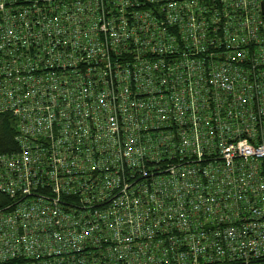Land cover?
Here are the masks:
<instances>
[{"label": "built area", "instance_id": "1", "mask_svg": "<svg viewBox=\"0 0 264 264\" xmlns=\"http://www.w3.org/2000/svg\"><path fill=\"white\" fill-rule=\"evenodd\" d=\"M2 264H264V0H0Z\"/></svg>", "mask_w": 264, "mask_h": 264}, {"label": "trees", "instance_id": "2", "mask_svg": "<svg viewBox=\"0 0 264 264\" xmlns=\"http://www.w3.org/2000/svg\"><path fill=\"white\" fill-rule=\"evenodd\" d=\"M17 129L16 121L10 114H0V153L12 155L18 153L19 144L16 140ZM9 197L0 193V209L7 206ZM0 264L1 261H0ZM4 264H12L5 262Z\"/></svg>", "mask_w": 264, "mask_h": 264}]
</instances>
